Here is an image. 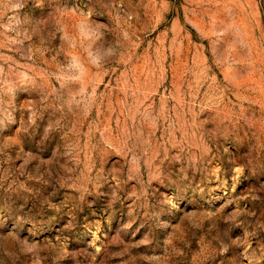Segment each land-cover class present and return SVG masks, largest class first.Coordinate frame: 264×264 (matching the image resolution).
Here are the masks:
<instances>
[{"label":"rangeland","instance_id":"rangeland-1","mask_svg":"<svg viewBox=\"0 0 264 264\" xmlns=\"http://www.w3.org/2000/svg\"><path fill=\"white\" fill-rule=\"evenodd\" d=\"M0 264H264V0H0Z\"/></svg>","mask_w":264,"mask_h":264}]
</instances>
